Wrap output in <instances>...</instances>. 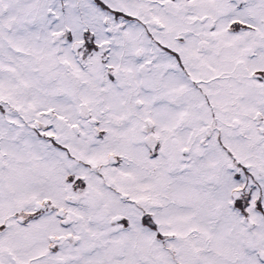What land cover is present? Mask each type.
Segmentation results:
<instances>
[{
    "label": "snow or ice",
    "instance_id": "1",
    "mask_svg": "<svg viewBox=\"0 0 264 264\" xmlns=\"http://www.w3.org/2000/svg\"><path fill=\"white\" fill-rule=\"evenodd\" d=\"M0 264H264V0H0Z\"/></svg>",
    "mask_w": 264,
    "mask_h": 264
}]
</instances>
